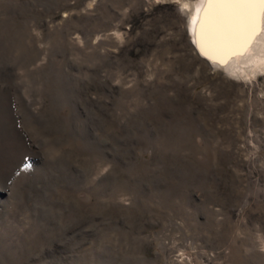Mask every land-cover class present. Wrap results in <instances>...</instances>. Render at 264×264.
Here are the masks:
<instances>
[{"label": "rangeland", "instance_id": "obj_1", "mask_svg": "<svg viewBox=\"0 0 264 264\" xmlns=\"http://www.w3.org/2000/svg\"><path fill=\"white\" fill-rule=\"evenodd\" d=\"M198 2L0 0V264H264V63Z\"/></svg>", "mask_w": 264, "mask_h": 264}, {"label": "snow or ice", "instance_id": "obj_2", "mask_svg": "<svg viewBox=\"0 0 264 264\" xmlns=\"http://www.w3.org/2000/svg\"><path fill=\"white\" fill-rule=\"evenodd\" d=\"M198 10L196 43L201 54L221 64L243 55L259 34L264 0H203Z\"/></svg>", "mask_w": 264, "mask_h": 264}, {"label": "bare ground", "instance_id": "obj_3", "mask_svg": "<svg viewBox=\"0 0 264 264\" xmlns=\"http://www.w3.org/2000/svg\"><path fill=\"white\" fill-rule=\"evenodd\" d=\"M203 7H204L203 0H199V2L194 6V9L190 10L191 12H190V18H189V22H190L189 31L192 37V43L196 47H197V43H196L195 25H196V22H198L199 20L198 10L203 9ZM261 21L262 22L264 21V15L261 16ZM260 29H261L260 33L256 35L255 37H253V39L251 40L250 46L244 50V54L246 58L244 60H241V59L237 60L236 62H238V64H244L246 65V67L247 66L248 67H254V66L259 67L260 65L264 63V25L260 26ZM253 40L257 41V44H253L254 46L252 45ZM238 64L235 65L236 66L235 69L240 68Z\"/></svg>", "mask_w": 264, "mask_h": 264}]
</instances>
